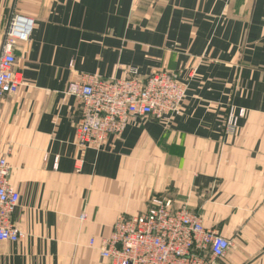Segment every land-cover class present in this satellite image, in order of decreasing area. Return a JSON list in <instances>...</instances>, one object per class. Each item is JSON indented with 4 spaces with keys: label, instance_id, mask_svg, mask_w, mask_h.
I'll return each mask as SVG.
<instances>
[{
    "label": "crops",
    "instance_id": "1",
    "mask_svg": "<svg viewBox=\"0 0 264 264\" xmlns=\"http://www.w3.org/2000/svg\"><path fill=\"white\" fill-rule=\"evenodd\" d=\"M12 15L32 29L15 50L24 84L0 101L21 234L0 242V264H106L98 247L115 221L155 198L230 242L218 264H264V0H0V49ZM131 69L176 73L180 115L78 147L69 83Z\"/></svg>",
    "mask_w": 264,
    "mask_h": 264
},
{
    "label": "built area",
    "instance_id": "2",
    "mask_svg": "<svg viewBox=\"0 0 264 264\" xmlns=\"http://www.w3.org/2000/svg\"><path fill=\"white\" fill-rule=\"evenodd\" d=\"M31 29L32 22L21 16L12 15L8 21L0 49V101L24 84L14 70L15 50L18 43L27 41ZM186 92L187 85L167 71L139 77L131 69L124 79L84 77L71 82L65 95L78 102L76 144L100 150L110 136L122 135L136 117L166 123L180 115ZM243 114H229L227 131H234ZM9 171L6 155L0 152V242L16 243L21 234L12 216L19 195L9 184ZM89 245L94 246V241ZM229 248L230 242L203 227L199 216L185 207L174 209L166 198H155L145 214L118 217L98 254L106 264H218Z\"/></svg>",
    "mask_w": 264,
    "mask_h": 264
}]
</instances>
